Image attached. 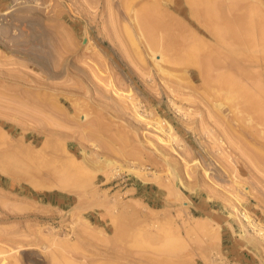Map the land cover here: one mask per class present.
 <instances>
[{"label":"rangeland","instance_id":"374dc122","mask_svg":"<svg viewBox=\"0 0 264 264\" xmlns=\"http://www.w3.org/2000/svg\"><path fill=\"white\" fill-rule=\"evenodd\" d=\"M158 1L175 50L215 45ZM121 4L0 0V264H264V123L163 72Z\"/></svg>","mask_w":264,"mask_h":264},{"label":"bare ground","instance_id":"6f19581e","mask_svg":"<svg viewBox=\"0 0 264 264\" xmlns=\"http://www.w3.org/2000/svg\"><path fill=\"white\" fill-rule=\"evenodd\" d=\"M121 1H123L125 8H127L126 10H123L126 13L129 12V14L131 15V17L129 15L130 22H135L132 23L137 25L136 28L142 32L145 38H147L149 45L154 46V48L157 46L158 48V44H163V49L165 51L159 46L162 49H159V56H161V60H156V55L158 52L152 53V57H154L156 61L155 63L161 70H163V72H165V67L161 66V62L165 63V61L175 66V68L177 66L183 67H180V69H184L185 72L189 71L191 67H198L200 70V75L202 77V90H205L206 98L208 100L216 102L219 109H222L226 107L227 104H229L230 108L232 109L231 111L235 112L240 121L252 120L255 122L256 120H259L261 121V124L264 123V76L261 78V75L251 72L252 69L259 68V70H261V68L264 67V15L260 12V9L258 7L255 8L254 6L249 7L245 5L243 4L244 0H188L193 9V17L199 20L205 26V29L209 31L215 41V45H207L208 42L204 44L205 41L202 42L203 44L196 42V44H193V46L185 47V51H181L180 53L179 50H175V47H177L179 43L178 36L173 33V26L175 25V23L173 22L174 25H172L173 23L170 21L167 15L162 12V2H159L157 0L156 2L153 1L150 4L143 6L145 3L143 4L142 1L140 4H142L141 6L143 7L138 9L136 7L137 4L135 3L137 2L136 0L135 2L134 0ZM144 1L146 2V0ZM162 1L165 2V0ZM148 2L149 1L147 0V3ZM240 11L242 13L238 14V12ZM125 29H128V25L127 27H125ZM131 34L129 33L130 38L135 36L134 34V36ZM142 41L144 42L145 40ZM134 45L136 46V44ZM162 51L164 52V54ZM170 52H178V54L176 57L174 56L171 59L169 57L168 60L170 59L171 61H168L166 60V57H168L167 55L172 54ZM138 55L141 54L139 53ZM171 69L173 71V68ZM180 87L182 89V86ZM192 88L193 87H191V89ZM203 92L204 91L199 93ZM227 107L229 108V106ZM241 115H244L246 117H243ZM158 122L159 121H157V123ZM158 124L160 125L161 123ZM242 124L245 123L243 122ZM162 126L160 127L163 129ZM170 131H172L171 127ZM258 157L259 156H257V158ZM70 180L65 179L64 182L61 181L63 182V186L61 187L67 190L69 188L68 185Z\"/></svg>","mask_w":264,"mask_h":264}]
</instances>
